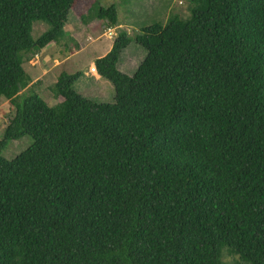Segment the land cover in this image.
<instances>
[{"label":"trees","instance_id":"1","mask_svg":"<svg viewBox=\"0 0 264 264\" xmlns=\"http://www.w3.org/2000/svg\"><path fill=\"white\" fill-rule=\"evenodd\" d=\"M97 1L0 0V100L14 109L0 140V264H226L223 247L264 264V0H192L189 19L141 29L132 76L119 33L95 60L114 103L75 89L84 72H62L51 107L23 65L74 41L72 10L119 26ZM37 21L49 28L35 40ZM25 136L34 143L5 158Z\"/></svg>","mask_w":264,"mask_h":264},{"label":"rangeland","instance_id":"2","mask_svg":"<svg viewBox=\"0 0 264 264\" xmlns=\"http://www.w3.org/2000/svg\"><path fill=\"white\" fill-rule=\"evenodd\" d=\"M112 5H115L118 11L119 26L116 29H109L102 21H93L86 25L80 20L79 14L72 10L67 29L70 38L74 41L65 39L58 44L51 43L42 50L44 59L38 54L23 65L33 82L42 81L36 90L49 106L54 107L62 101L56 98L53 91L59 75L62 72L73 74L78 71L84 72L85 76L75 84V89L84 98L97 103H114L115 91L112 84L107 80L101 81L94 78L96 77V72L93 70L95 59L105 56L111 50L112 42L117 35L125 32L132 42L123 52L119 68L122 72L132 76L147 55V51L135 41L140 30L156 23L166 25L174 16L187 20L191 17L194 8L192 0H98L91 9L94 12L96 6L109 7ZM48 28V25L42 21L35 22L33 38L36 40ZM13 114L14 109L10 102L1 99L0 140L4 135V126ZM32 143L34 142L30 136L11 141L3 156L12 160ZM228 251L227 247L221 249V261L224 263L249 264Z\"/></svg>","mask_w":264,"mask_h":264},{"label":"crops","instance_id":"3","mask_svg":"<svg viewBox=\"0 0 264 264\" xmlns=\"http://www.w3.org/2000/svg\"><path fill=\"white\" fill-rule=\"evenodd\" d=\"M69 23H70V19H69V22L67 23V25L65 26V30H66V32H69L68 31V29L67 28H69ZM117 27H115V29H116ZM113 29V28H112ZM112 33V32H111ZM110 33V34H111ZM72 34V33H71ZM112 44H113V42H112ZM47 50V49H46ZM109 52V51H108ZM100 58V57H99ZM96 59H98V58H96ZM95 59V60H96ZM94 65H95V61H94ZM94 77V76H93ZM98 78H100V76L96 73V79H98Z\"/></svg>","mask_w":264,"mask_h":264},{"label":"clouds","instance_id":"4","mask_svg":"<svg viewBox=\"0 0 264 264\" xmlns=\"http://www.w3.org/2000/svg\"><path fill=\"white\" fill-rule=\"evenodd\" d=\"M93 68H94V69H93V70H94V72H96V73H97V71H96V68H95V67H93ZM97 74H98V73H97Z\"/></svg>","mask_w":264,"mask_h":264}]
</instances>
